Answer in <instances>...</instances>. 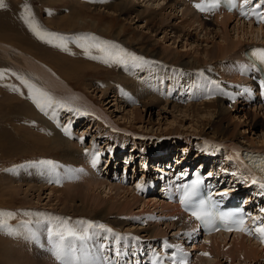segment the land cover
Here are the masks:
<instances>
[{"label":"bare ground","instance_id":"6f19581e","mask_svg":"<svg viewBox=\"0 0 264 264\" xmlns=\"http://www.w3.org/2000/svg\"><path fill=\"white\" fill-rule=\"evenodd\" d=\"M80 1L88 6V11H93V9L96 11H106L107 14H116L124 17L128 21L137 20V22H141V24L143 23V26H145V29L147 30V35L139 33V36H141L140 38L128 37L124 28L117 29L112 36L124 45L127 44L135 46L134 48L144 55H151L154 61H163V66L161 67L159 66V63L157 64L156 62H152L151 60L149 61L144 58L142 61L138 62H135L130 58H126V63H119L118 78L114 80L112 78H107L110 82L103 81L102 83L104 84L102 86L104 87L99 85L102 87L100 94L102 97H99V100L101 101L99 102L103 103L104 106L106 105V110L102 107L99 112L94 108L95 105H97V108L99 106L94 100V94L97 88L94 90L83 89L77 85L78 83L67 79L58 65H52V63H57V58L59 56L57 53L51 54V52H47L46 50V52L42 51L43 55L51 54L53 61H50L49 59H33L26 56L19 50L16 51L13 49L11 51L9 48H12V46L10 44L3 43V53H5V55L10 59L15 60L13 63H15L19 69L22 70V66L24 65L30 73H22V75L14 73L13 75H10L13 79H17L20 84L16 83L18 91L10 93L13 94L12 98L6 97L7 100L5 103L7 105L5 110L3 107H0V111L4 110L5 114H7V120H9V141L6 140L3 144L0 143L1 149L5 150L6 147V151L10 152V156L16 157V155L22 153H31L33 147L38 146L40 148V154L43 153L47 156L49 149L51 147H56V150L58 151L56 154L60 158L57 157L58 160L53 161V166H59L61 162L67 163V168L62 171V176L60 177L57 172L49 169L51 165L49 166V164L41 163L42 161H51L53 158H46L45 160H42L44 158H40L35 163H19L16 166L10 167V170L4 172L3 178L9 185V191L14 194L23 195L26 199L30 197L31 199L37 200L40 204L42 203L41 205L52 206V208L50 207L49 209H46L50 210V212L48 211L49 213H47L48 219L42 217L38 219L37 217L38 220L34 222H31L30 220L29 222L20 221L17 225H14L12 231L15 233L16 264H61V261L56 259L53 252V240L56 238L53 237L50 239L48 232L49 229L59 230L65 224L75 230L78 234L85 236L84 240H72L69 238L65 241L66 245L69 241H71L72 246L75 249V256L78 258V264H98L100 260L98 255L95 253H97V247H99V245L103 242L107 243V247H109L108 250H112L113 246H108L109 243L113 244L119 239L122 240L125 237L129 238V236H134L135 238L141 240L144 244H147V242H155V237L153 236L162 234L161 237H163L170 229L172 231L174 230V235H178V237L169 236V240L175 242L181 239L180 241H182L184 237L181 238L179 234L184 235V231L188 230L191 225L188 216L181 212L176 205L166 202L165 198H159L157 193L159 192L158 190L160 186L158 185L156 187L157 189L155 191L153 190V194H150V197L144 202L142 200L140 201L137 197L132 200V198L135 197V194H137L134 188L132 187L133 189H128L129 187L123 185L120 180L117 181V184H121V186H123L122 188L120 186H116L117 184H114L112 181L105 183L104 181L99 180V178L108 179V177H105L107 173H104L101 177L96 178L97 175L99 176L100 172L98 167L95 166V164H97V160L100 159L101 154V151L98 152L97 150V146L99 147V145H94L93 143L92 146L96 148L93 150L92 147V153L94 154L92 157L91 154L88 155L91 151L88 149L89 146H79V148L78 144L74 141V136L77 134L74 131V126L78 121L77 115L81 109L90 108V113L93 114H87L85 117L86 119L88 118L87 122L79 124V126L82 124L79 129L85 128L81 131L82 135H85L86 128H88L89 125H91L89 128L93 129V127L97 124L96 130L98 138L107 136L117 143H122V145L117 144L118 146L113 151L111 150V144L107 142L108 138L104 141V143H102L103 148H106L107 146L106 149L110 150L109 154L113 155L106 161L107 165L110 166V171H113L114 164H119L118 162L122 160L121 163L123 162V164L126 165L124 171L121 172L122 176H124V173L134 176V171L142 170V173L139 176H142L143 174L144 177L149 176L148 180L151 179L150 181L152 182V178H150L151 169H160V172L166 170L167 173H175L180 167H183L184 164L187 165L186 163L190 164L194 162L195 164L193 166L199 170L209 173L208 175H210V178L217 182V189L219 191H224L225 195L229 194V196H238L239 194H242L243 199L247 203H254L261 197L263 198V193L255 191L254 188L249 185V182L254 180L253 172H251L241 160L244 150L264 151V144H256L255 141L245 135L247 132L246 129L242 130L241 128L261 127L264 130V118L258 113L262 111L264 115V108L256 105L252 108L245 98L240 95L242 85H248L249 81L246 77L248 83L240 84L244 78L239 68L240 66H247L244 64V55L246 52L253 53L256 49H260L261 44H264V29L262 27L248 24L242 19H237L236 26L233 28L237 34L235 36L233 35L234 33L231 34V27H229L236 19L233 14L221 8L218 10L219 13H216L220 14V16H208L209 11H204V14L199 16V14L191 7L192 5L195 6V0L191 1V5L186 0H162V2H159L161 0H152L150 3H146L149 0ZM180 1L183 2L181 6H185L182 9V20L179 23H173L172 25V17L177 13V10L181 8V6L179 7L181 4ZM184 3H187L188 5H185ZM59 19H67L68 22L72 23L71 20L73 18L62 17ZM46 22L49 21L47 20ZM76 22L79 23V27L84 26V21L81 17L78 18ZM94 22L96 23V21ZM39 23L43 25L44 29H51L52 27L48 23H44L42 20H39ZM93 26H95L94 23ZM61 27L63 30H66V26L61 25L60 28ZM193 29L195 31L199 30L200 33L204 34V36L201 38L197 32L196 34H194L195 32L192 33ZM103 31L108 33L109 29H103ZM257 32L263 33V37L260 42H256V37H254ZM160 33H162V37L159 36ZM171 33L173 34L170 35ZM158 36L161 40H163L162 48H159L158 46L160 42L159 39L158 41L157 39H154L155 37L158 38ZM148 38L152 39L149 40ZM170 40H173L172 44H176L178 42L182 43L183 48H187L186 52L184 51V53H182V51H178L177 47L173 49L169 46H165L166 44L164 45V43ZM179 45L180 44L177 46L179 47ZM188 47H190L189 50ZM232 59L237 62L231 61ZM227 61L228 66H225V68L223 67L222 73H220L221 71L219 72L215 70V65L218 66ZM99 65L100 64L95 63L94 66L90 64L89 67H97L92 71L98 73ZM255 67L252 68L254 69ZM197 70L199 71L197 72ZM112 71L115 70L112 69ZM26 76L28 79L32 78V81L26 79ZM225 76L227 77L225 78ZM176 78L183 80V85H191L192 82L195 81L192 97L202 99L204 96L211 95L210 100H203L204 102L193 104V101L199 100L196 99L189 101L186 104L185 99L183 98L184 102L182 103L180 100L183 92L189 89V86L186 89H180L179 87L174 89L164 88V81L166 83L171 82V85L173 86L175 85L174 80ZM161 79L165 80L161 81ZM180 79H178V81ZM257 80L258 78L254 81L252 80L253 84H255ZM25 81L28 83H25ZM144 84H150L149 88L144 89ZM29 85L34 86L35 89H40L48 93L54 100L66 105V107H60L58 104H53L52 106L45 107L42 110L32 99L34 88ZM159 86H163V88H160L166 92L165 96L168 98L173 97L172 102L162 101L151 94V91H156ZM12 87L14 86L6 83V88L12 89ZM129 88H132V90L133 88L137 89V91L135 90L136 93L140 94L137 95V97L140 98L138 101L142 102L144 99L141 109L135 108L133 110H128L130 111L128 115L122 114L120 116V119H124V122H129V117H132L129 122L131 124L129 128L131 129L121 127L118 124L120 121L110 117V114H108V110H110L111 106L113 107L114 104L121 103L122 106L124 103L128 102L126 95ZM98 89L100 88L98 87ZM169 90L180 91L178 94L176 92L175 94L171 93L172 95L170 96L167 95ZM111 91H113V98H111L110 95L107 96L108 93H111ZM146 93H148V95ZM145 99L147 100L145 101ZM128 104H130V102H128ZM160 107L165 112L171 108L173 109V113L179 112V114L184 116V119H186L189 115L193 116L192 122L188 121L190 127H187L186 129H190L192 131V135H190V137H186V139H180L186 143L182 147H189L191 145L193 153L190 151L185 152L184 149H181V154L178 152L175 156H172L170 153L169 159L162 163L160 161L161 157H157L158 159H155L156 162L154 163L150 162L148 158L153 154L139 155L140 150L138 148L140 145L138 146V140H136L135 136L143 137L146 134L149 135V133H138L133 129V127L135 128V125H138V123H145V116H143L144 113L147 115L150 114L149 116H151L153 114V110ZM77 109L79 110L78 112L75 111ZM125 109L126 108L123 109V112ZM158 111V116H160L161 110L159 109ZM63 117H65L64 120L62 119ZM100 118L104 121H100ZM168 119L170 118H167V120ZM134 121L137 123H134ZM169 121H178V117L175 116V120ZM107 123L114 127L109 126V128L100 132V129L103 128L105 124L107 125ZM148 123L152 124L151 120H148ZM160 123L161 122H159V124ZM172 125L173 123L170 124L169 128L165 127L167 129L163 131V129L160 130V127H162L160 124V135L159 132H154L153 127L150 128V132L159 135L157 138H160V136L164 134H172L173 132H176L178 129L177 125L176 127L174 125V127H172ZM116 126L121 130L123 129L122 131L133 134V139H131V137H124L125 134L115 132L114 128ZM89 128L87 129L88 131ZM65 129H67V131H65ZM146 129L149 130V128ZM96 130L93 131L95 135ZM141 130L145 131L143 128ZM93 133L90 130L88 134L93 137ZM191 137L197 138L196 142L195 140L193 142ZM120 138L121 142H119ZM28 140H31L30 144L26 143ZM180 140L178 139V143ZM201 140L204 141V144H201L203 143ZM261 141H263V138ZM209 142L216 144L214 146L222 147L226 152H224L222 148H215V151H212L213 146ZM128 143L130 145L126 147L125 145H128ZM122 148H125L127 151H122ZM148 149L151 148L148 147ZM167 153L169 154V152ZM210 154L212 156H209ZM226 155L233 160L232 163L230 161H226ZM135 157L137 159H135ZM215 159L223 160L221 163L224 164V161L227 162L226 167L222 169L224 171L229 166L228 176L223 175V172L217 169L219 165H221L220 163L218 166L214 165L210 169L206 167L209 162H212ZM81 162H85L87 164L89 168L88 172L90 173L89 178L87 177L88 175H85L84 170L80 173L81 169L72 167L73 164ZM149 163H151V166ZM164 165H169V167L167 168ZM162 166L165 168H162ZM133 168L136 169L132 170ZM73 174L74 177L71 178V175ZM82 175L85 176L84 179L81 178ZM122 176L120 177L121 179ZM153 177L155 179V176ZM234 177L237 179L241 178V180H237V183H234L236 180ZM78 178L82 179H79L81 182L79 180V182L77 181ZM231 178L233 179L231 180ZM174 180L178 181V178H175ZM261 180L262 178L258 179V181ZM62 182H64V185ZM61 184L62 187H57ZM107 186L110 187L109 192L106 193L105 188L107 189ZM142 186L143 185H141L140 188L137 187L138 191L140 189L149 190L148 184L143 187ZM248 186L250 188L252 187V190L251 192L246 193L243 189ZM103 187L105 191L102 190ZM114 190L115 193L111 194ZM45 191H49V202H46L45 200L48 194L43 198ZM101 191L103 193H101ZM3 192H7L6 194L8 195V191L6 189H3ZM130 192L134 193V195L131 193L130 199L119 203V205L116 203L117 195L122 193L123 196H125ZM102 194L105 196H102ZM51 196L53 198H51ZM139 202L142 203V211L149 210L151 202H153L154 206L161 209V214H166L163 215L166 217H162V219H164V223H166L168 230L158 231L159 226L152 227L150 221H148L147 226L144 227L146 223L138 220L139 224H143V227L137 228L138 226H136L135 231L131 232V234L128 233L129 231L124 234H118L120 230H124L122 225H127V227L130 225L131 220H133V216L130 217V211H132V207ZM39 208L40 207H36V210L33 212H39ZM253 208L256 209L257 207ZM122 215H124V218ZM145 218L152 219L153 215H147ZM89 222L92 225L91 227L89 226ZM99 225H106L103 227L104 229L109 228L118 231L114 234L108 235L103 228L96 227ZM139 229L142 230L141 233H139ZM131 230L134 229L131 228ZM11 235L12 233L10 232V236H2V238L5 239L3 240L4 246H6V243L8 244L11 241L9 240ZM95 238L97 239L95 240ZM100 238H104V241L98 242ZM86 240H88V242L92 245H88ZM202 240L203 241L200 242H196L195 240V242L192 243L195 244L196 249H204V251H208L210 254L214 253L217 256H223L226 259H230L231 262L236 259L244 261L246 258H249L250 261L260 260L261 263L263 262V260H261L263 259L261 256L262 254L259 253V249L261 248L262 251H264V247L252 237L241 234L232 235L228 233H218L209 238H203ZM228 241H230V245L226 247L224 242ZM133 245L136 246L137 244ZM116 247L117 246L115 244V248ZM126 247L129 246H125V248ZM119 249L121 250V248ZM5 251L6 250L4 249V252ZM137 251V248L131 249L129 255L131 253L135 256ZM260 262H258V264H260Z\"/></svg>","mask_w":264,"mask_h":264},{"label":"rangeland","instance_id":"374dc122","mask_svg":"<svg viewBox=\"0 0 264 264\" xmlns=\"http://www.w3.org/2000/svg\"><path fill=\"white\" fill-rule=\"evenodd\" d=\"M150 1H152V0H149L146 3H150ZM2 2L6 6L0 7V70H7V71H4L2 78H0V103H1L0 107L1 108L3 107L4 110H5V107L7 105L5 103L7 100L6 97L12 98L13 94H10V93H15V91H18V88H16V83L20 84V82L17 81V79L16 80L13 79L10 75L11 74L13 75L14 73L22 75V73L25 74V73H30V72H28L27 68L24 65L22 66L23 71L21 69H19L17 67V65L15 63H13L15 60L10 59L8 56L5 55V53H3V43L10 44L12 46V48L11 47L9 48L11 51L13 49L16 51L19 50L22 53H24L26 56L31 57L33 59H44V60L49 59L50 61H53L51 54L57 53L59 55L57 58V63L56 64L52 63V65H54V66L58 65L60 67V70L63 71V74L67 79L78 83L77 85L80 86V88L82 87L83 89H93L94 90L95 88H97L95 91V94H94L95 95L94 100H95V102H97V104L99 106L97 108V105H95L94 108L97 109L99 112L101 111L102 107L104 110H106V105L104 106V104L100 103L101 101L99 100V97H102V95L100 96L101 88L104 87V86H102L104 84L102 82L103 81L110 82L108 80L109 78L110 79L112 78L113 80L117 79L118 75H119L118 71H119L120 65H119V63H115V62H111V61L108 63H105L104 60H102V59H93L92 57H94V56L104 55V53H102L100 51V48L96 47L97 44H99L102 47H109V48H111L112 46H119V48L125 49L128 53L135 54L136 56L142 57V58L149 60V61L151 60L152 62H156L157 64L159 63V66H161V67L163 66V61H159V60H158V62L154 61L151 55H144L143 53H141L137 49H135L134 48L135 46H130L127 44L124 45L123 43L119 42L115 37L112 36V34L119 28H124L126 35L128 37L140 38L141 36H139V33L147 35V33H146L147 30L145 29V26H143L144 24L143 23L141 24V22H137V20H129L128 21L122 16H119L116 14L115 15L107 14L106 11H96L95 9H93V11H88V8H87L88 6L83 4L80 0H2ZM159 2H162V0ZM180 3L181 4L179 5V7L182 5L183 2L180 1ZM25 4H27L30 7V12L33 15L35 21L38 23L40 29H42L43 31H45L47 33L59 34V36L64 37L65 39L62 42L59 40H56L53 43L47 42V39H45V40L40 39L31 30V28H29L28 24L23 19V16L25 15L23 6ZM185 5H188V4L186 3ZM184 7L185 6H181V8H179L177 10V13L172 17V23H171L172 25H173V23H179L182 20V17H181L182 16V9ZM195 11L197 12L196 8H195ZM36 16H38V17H36ZM62 17L73 18L71 20L72 23L68 22L67 19H65V20L59 19ZM80 17L84 21V24H83L84 26H82V27L81 26L79 27L78 26L79 23L76 22V20ZM235 18H236L235 21H233V23L229 27H231L230 28L231 34L234 33L233 35L236 36L237 34L233 30V28H235L236 23H237L236 21H237V19H240V17H235ZM39 20H42L44 23H48L50 26H52L51 29H46V28L44 29L43 25L41 23H39ZM47 20L49 22H46ZM242 20L244 21V19H242ZM94 21H96V23ZM93 23L95 24V26H93ZM196 24H198V23H196ZM61 25L66 26V30H63L62 27L60 28ZM70 28H73V29H70ZM103 29H109V32L105 33L103 31ZM196 32H197V34H199L201 36V38L204 36V34L200 33L199 30L195 31L193 29L192 33L196 34ZM172 34L173 33H171L170 35H172ZM159 36L162 37V33H160ZM159 36H158V38L155 37L154 39H157V41L159 39L160 42H159L158 46H159V48H162L163 47V40H161ZM254 37H256V42L257 41L260 42L262 40L263 33L257 32ZM246 38H247V35H246ZM148 39L151 40L152 38H148ZM61 43H63V45H65V46H61ZM72 43H74V44H72ZM172 43H173V40H170L168 42H165L164 45L166 44L165 46H169L173 49L177 47V50L182 51V53H184V51L186 52L187 48H185V47L183 48L182 43H179V42L176 44H172ZM178 44H180L179 47L177 46ZM174 45H175V47H174ZM156 48H158V47H156ZM189 49H190V47H188V50ZM45 50L47 52H51V54H46V55L44 54L43 55L42 51L46 52ZM52 51H54V52H52ZM56 51H58V52L61 51V52L58 53ZM63 51H66V52H63ZM142 60L143 59L134 60V61L138 62V61H142ZM231 61L237 62L234 59H232ZM231 61H229V62H231ZM95 63L100 64L98 66V70H99L98 73H96L95 71H92L94 68H97V67H89L90 64L94 66ZM145 63H147V62H145ZM225 66H228V61L223 62V64H220L218 66L215 65V70H217L219 72L221 71L220 73H222L223 67L225 68ZM111 68L114 69L115 71H112ZM198 71L199 70H197V72ZM226 77L227 76H225V78ZM243 78H244L243 83H240V84H244V83L247 84L248 81L246 79V76L243 75ZM26 79H28L27 76H26ZM30 79H28V80L32 81V78H30ZM176 79L174 80L175 81L174 82L175 85H173L174 87L171 85V82L166 83L164 81L165 79H161V81H164L165 86L164 85L163 86L166 89H168V88L174 89L176 87H179L180 89H182V88L186 89L187 85L186 84L183 85L184 84L183 80H181L180 78H176ZM178 79H180V80L178 81ZM227 79H229V78H227ZM6 83H8L9 85L14 86V87H12V89L6 88ZM179 83H180V85H179ZM99 85L102 87H100ZM149 85L150 84H146V85L144 84V86L146 87V88L144 87V89L149 88ZM163 86H159L158 89H162ZM170 86H172V87H170ZM98 87L100 89H98ZM142 87H143V85H142ZM160 87H162V88H160ZM135 90L137 91V89L133 88V90H132V88H129V90L127 92L126 99L128 102H130V104H128V102L124 103L122 106H121V103L114 104L113 107L111 106L110 110L107 109L109 112L108 114H110L109 115L110 117H113L117 121H120V123H118V124L121 127L129 128V126H131V124L129 122L132 119V117L130 116L129 122H126V121L124 122V119L123 120L120 119V116L122 114L128 115V113L130 112L128 110H133L135 108H140V109L142 108V102L144 101V99L142 102L138 101L140 98L137 97V95H140V94L136 93ZM159 91H161V90H159ZM179 91L180 90H178L176 93L178 94ZM112 92L113 91H111V93H108L107 96L110 95L111 98H113ZM151 92H152L151 94H153L154 96H156L157 98H159L162 101H165V102L166 101H169V102L173 101L172 97L168 98L167 96H165L166 92H165V95L160 93V92L158 93L157 91H151ZM146 94L148 95V93H146ZM210 96L211 95H207V96H204L202 99L193 101V104H196L199 102H204L205 100H210ZM146 100L147 99H145V101ZM180 101L183 103V100H180ZM115 102H117V101H115ZM171 106H173V105H171ZM124 108H126L125 109L126 112L125 111L123 112ZM252 108H254V107H252ZM159 109L161 110V114H160L161 117L158 116V113H157V112H159L158 111ZM4 110L0 111V143H2V144L4 142H6V140L9 141V136H8L9 120H7V114H5ZM83 110H85L86 112ZM154 110H153V114L151 115L152 117L149 116L150 114L147 115L146 113H144V115H143V116H145V123L144 124H141V123H138V125L134 124L135 128L133 127V129L136 132H138V133H140V132L149 133V135L146 134L143 137L134 135L136 137V140H138L137 141L138 146L140 145L138 148L140 150L139 155L153 154V155H150L148 160H150V162L154 163V162H156L155 159H158L157 157H161L160 161L162 163L164 161H167V159H169L170 153L172 154V156H175L178 152L181 154V149H184L185 152L190 151L191 153H193V151L191 149V145L189 147L188 146L182 147L186 143H184L183 141L180 140V139L183 140L184 138L186 139V137H190V135H192L191 134L192 131L190 129L189 130H186V129H187V127H190L189 122H192L193 116L189 115V116H187L186 119H184L183 118L184 116L179 114V112L173 113V109H171V108H169L168 111H166V112L163 111L161 109V107L154 109ZM170 110H172V111H170ZM90 112H91V109L88 108V109H81L80 112L78 113V115H77L78 121L76 122V124L74 126V131L77 133L74 136L75 137L74 141H75V143L78 144V147L79 146L80 147L81 146L82 147H84V146L88 147L89 146L88 149H89V151L90 150L91 151L88 155L91 154L92 157L94 155L92 152L96 148V147L92 146L93 143H94V145H96V144L99 145V147L97 146V150H98V152L101 151V154H100V159L97 160V164H95V166L98 167V170L100 172H99V176L97 175L96 178L101 177L104 173H107L105 175V177H108V179L107 178H103V179L99 178V180L104 181L105 183H109L108 181H112V182H114V184L115 183L117 184L118 183L117 181L121 180V182L123 181L122 182L123 185L128 186L129 187L128 189L134 188L135 192L138 194V195L135 194V197H133L132 200H134L137 197L140 199V201L142 200L145 202V200L150 197V194H153L152 193L153 190L149 194L144 195L143 192H141L140 190L138 191V188H140L141 185H139L137 188V182L139 183L140 181H143V183L145 184L146 179H148L149 176L144 177V174L142 176H139V175H141L142 170L134 171L133 172V173H135L134 176L131 174H126V173H124V176H122L121 172L124 171V169L126 168V165H124L123 162L121 163L122 160H120L118 162L119 164L113 165L115 169L119 170L116 173V175H117L116 177L119 180H116V178L114 177V174H115L114 171L113 172L110 171V166H108L106 163V161L108 159H110L113 155L109 154L110 150L106 149L107 146H106V148L105 147L103 148V145H102V143H104V141L108 137L107 136L102 137V138L97 137V130H96L97 124H96V126L93 127V129L89 128V127H91V125H89V127H88L89 131L87 130L88 128H86L85 135H82L81 131L85 128L79 129V127L82 126V124L80 126H79V124L82 122H87L88 118L86 119L85 117L87 116V114H92ZM154 112H156L157 114ZM258 113L260 114L261 117L264 118L262 111L258 112ZM175 116L178 117V121H169V120H175ZM64 118L65 117H63L62 119L64 120ZM167 118H170V119L167 120ZM245 118H247V117H245ZM148 120L149 121L151 120L152 124H149L150 122L148 123ZM100 121H104V120H102L100 118ZM159 122H161L160 124L162 125V127H160V130L161 129H163V131L166 130L167 128H165V127L169 128L171 123H173V125L175 127L177 125L178 129L176 130V132H173L172 134H164V135L160 136V138H157L161 134V132L159 130V125H160ZM134 123H137V122L134 121ZM173 125H172V127H174ZM109 126H111V125L108 123H107V125L105 124L103 126V128L100 129V132H103L106 128H109ZM111 127H114V126H111ZM152 127H153L155 133L159 132V135H156L153 132H150L151 131L150 128H152ZM142 128L145 131H142L141 130ZM146 128H149V130ZM114 129L113 130L115 132L125 134L124 137H127V138L131 137V139H133L132 138L133 134L126 132V131H122L123 129L121 130L117 126ZM129 129H131V128H129ZM241 129L242 130L246 129L247 132L245 135L248 138L255 141L256 144H260V143L264 144V130L261 127H256V128L242 127ZM90 130L92 131V133H93V131L96 130V132H95L96 135L93 133L94 135L92 137L90 134H88L90 132ZM87 131H88V133H87ZM111 131H112V129H111ZM121 138L119 139L120 140L119 142H121ZM262 138H263V141H261ZM178 139L180 140L179 143H178ZM191 139L193 142H194V140L196 142L197 138L191 137ZM93 141H95V142H93ZM198 141H200V140H198ZM201 141L203 142L201 144H204V141L203 140H201ZM107 142H109L111 144V150L112 151L115 150V148L119 144L122 145V143H117L116 141L111 140L110 137L107 139ZM26 143L30 144L31 140L26 141ZM152 143H155V144H152ZM209 143L213 146L212 151H215V148L216 149L222 148V147L214 146L216 144H214L212 142H209ZM206 144H207V142H206ZM34 145H36V144H34ZM129 145L130 144L128 143V145H125V146L128 147ZM92 147H93V150H92ZM148 147L151 149H148ZM150 150H151V152H150ZM223 150H224V152H226L225 149H223ZM122 151H127V150L125 148L124 149L122 148ZM56 152H58L56 150V147H51L49 149L48 155L46 156L43 153L40 154V148L38 146H34L31 153H22V154L16 155V157H13V156H10L9 151H6V147H5V150H3V149H1V146H0V213H9V212L14 213V215L10 216V217L0 215V220H3V219L7 220V225L5 227L0 228V264H16L15 233L12 231L14 228V225H17L18 222H20V221L29 222V220H30L31 222H34V221L40 219L41 217L48 219L47 213H49L50 210H46V209H49L50 207L52 208L51 205L50 206L49 205L48 206L47 205H41L42 203L40 204L39 202H37V200L31 199L30 197H28L26 199V198H24L23 195L14 194L13 192L9 191V189H8L9 185L7 184V182H5L6 180L3 178V174H4V172L10 170L11 169L10 167L16 166L19 163H23V162L35 163L40 158H44L42 160H45L46 158L47 159L53 158V159H51L52 162L54 160H58L57 159L58 155L56 154ZM167 152H169V154ZM209 156H212V155L210 154ZM223 157H224V155H223ZM58 158H60V157H58ZM135 159H137V158L135 157ZM222 161L223 160H221V159H215L212 162H209L206 166H208V168L210 169L212 166H214V165L218 166L220 163L221 165H219V167L217 169L219 171L223 172V175L228 176L229 166L226 168V170L223 171V169L226 167V163H227L226 161H230L232 163L233 160H231V158H229L226 155V161H224L225 164L221 163ZM66 164H67L66 162H61V164L59 166H53V164H49V166L51 165L50 167L48 165H46V166H48L49 169L53 170L54 172H57L58 176L60 177V176H62L61 175L62 171L67 168ZM88 164H90V163H88ZM150 164L151 163H149V165ZM186 164H187L186 166L192 167L195 163L193 162L190 164L189 163H186ZM131 166H133V165H131ZM131 166H130V169H131ZM164 166H162V168H165V167L168 168L169 167V165L168 166L166 165L165 167ZM72 167H75V168L77 167V169H81L80 173L84 170L85 175H88L87 176L88 178L90 177V173L88 172L89 168L85 162L73 164ZM134 169H136V168H133L132 170H134ZM108 171H110V172H108ZM40 173H38V174H40ZM170 174L171 173H169V175H167L166 170H163L160 172V169H151V177L150 178H152V180H153L154 179L153 176L156 175L154 180L156 181V178H157V182L159 183L160 181H162V176H163V178L166 179L167 176H171ZM121 176H122V179L120 178ZM73 177H74V174L71 175V178H73ZM84 177H85L84 175L81 176L82 179H84ZM132 177H137V178L132 180L133 179ZM227 178H229V177H227ZM79 179L80 178H78L77 181ZM82 179H80V180H82ZM232 179L233 178H231V180ZM235 179L236 180L234 183H237V180H241V178H239V179L235 178ZM149 180H151V179H149ZM63 183L64 182H62V184ZM62 184L60 186H57V187H62ZM116 186H120L121 188L123 187V186H121V184H117ZM107 187H108L107 189L105 188L106 191L104 190V187H103V189L102 188L101 189L107 193V192H109L110 186H107ZM244 188H245L244 190L246 193H249L252 190V187L250 188L249 186L244 187ZM3 189H6L8 191V195L6 194L7 192H3ZM151 189H152V186H151ZM1 190H2V192H1ZM160 190H161V194H160ZM254 190L257 192L258 191L261 192V190H259V189L258 190L254 189ZM158 191L159 192L157 193V195L159 196V198H164L162 189L159 188ZM48 192L49 191H45V195L43 196V198L48 194ZM145 192H148V190L146 189ZM101 193H103V192L101 191ZM113 193H115V190H114V192H111V194H113ZM131 193L132 192L128 193L125 196H123L122 193L120 195H117L116 196V203L119 205V203L130 199ZM132 194L134 195V193H132ZM48 196L50 197V195L49 194L47 195V198L45 199L46 202H49L48 200H50V198ZM102 196H105V195L102 194ZM51 198H53V197L51 196ZM150 204H151V206H149L150 208L148 207L150 211L149 210L142 211L143 206H142L141 202L135 204L132 207L133 208L132 211H130V217L133 216V220H131L130 225H128L129 228L127 227V225H125V226L122 225L124 230H120L118 234H124V233H127L128 231H129L128 233L131 234V232L135 231L136 226H138L137 228L143 227V224H139L138 220H141L143 223H146L144 225V227H146L147 222L150 221V224L152 227L159 226L158 231H160V230H163V231L166 230L167 231L168 228L166 226V223H164V219H162V217L163 218L166 217V216H163L166 214L162 215L160 212L161 209L154 206L153 202H151ZM36 207H40L39 208L40 211L39 212L37 211L38 213L36 211L33 212L34 210H36L35 209ZM43 209H45V210H43ZM147 215H151V216L153 215V218L152 219L151 218L146 219L145 217ZM37 217H38V219H37ZM122 217L124 218V215H122ZM128 218H129V216H128ZM26 220H28V221H26ZM104 226H106V225H104ZM96 227L99 228L98 226H96ZM131 228L134 230H131ZM103 230H105L108 235L114 234L115 232L118 231V230H112L109 228H105V229L103 228ZM141 231L142 230L139 229V233H141ZM10 232L12 233L11 237L9 238V240H11V241L8 244L6 243V246H4L3 240H5V239H3L2 236L3 237H6L7 235L10 236ZM120 232H122V233H120ZM166 233L164 234V236H168V237L169 236L172 237L175 234L174 230L172 231L171 229L169 231H167ZM155 235H156V232H155ZM156 236L161 237L162 234L161 235L157 234ZM156 236H153V237L156 238ZM179 236L181 238L184 237V235H182V234H179ZM175 237H178V235H176ZM134 238H135L134 236H129L128 239L130 240V242L128 244H131L133 242L132 239H134ZM96 239L97 238H95V240ZM103 241H104V238H100L98 240V242H103ZM200 241H203V240H200ZM86 242L88 245H92L90 242H88V240H86ZM224 243H225L226 247H228L230 245V241L224 242ZM102 244L104 246H107V243H105V242H103ZM128 244L123 243L122 245L125 247V246H129ZM135 244H139V243H135ZM110 245H113L115 248V244L109 243L108 246H110ZM134 246L135 245H132V247H134ZM3 248L6 250L5 252H4ZM126 248L130 249V247H126ZM190 248L192 250V251L190 250V253L193 254V252L195 251L193 258L191 259L192 260L191 264H215V263H217V264H219V263L220 264H256L257 263L258 264V262H260V260L259 261L258 260L257 261H254V260L250 261L249 258H246V259H244V261H242L240 259H236L235 261H233L234 262L233 263V262H231L230 259H226L223 256H221V257L217 256L214 253L210 254V252L204 251V249H202L203 250L202 253L196 254V252H198L200 250L195 248V244L190 245ZM132 249H134V248H132ZM112 250H113V247H112ZM203 253H207L208 255H203ZM259 253L262 254L261 256L263 258V259H261V260H263V262L262 263L260 262V264H264V255H263L264 251H262L261 248L259 249ZM95 254H97V253H95Z\"/></svg>","mask_w":264,"mask_h":264},{"label":"snow or ice","instance_id":"6c2138e0","mask_svg":"<svg viewBox=\"0 0 264 264\" xmlns=\"http://www.w3.org/2000/svg\"><path fill=\"white\" fill-rule=\"evenodd\" d=\"M251 0H244L245 4L250 3ZM6 5L3 4L2 0H0V7H5ZM217 4H204V3H197L195 4V7L199 9L201 12L206 10H211L212 8H215ZM235 6V5H233ZM259 6V5H257ZM24 12L25 15L23 16L24 21L28 24L29 28L42 40L47 39V42L53 43L56 40L63 41L65 38L59 36V34L55 33H47L40 29L38 23L35 21L33 15L30 12V7L25 4L24 6ZM61 46L63 43H61ZM96 47L100 48V51L104 53L102 56H94L93 59H102L105 63L108 62H115V63H126V58H130L132 60H141L142 57H138L135 54L128 53L125 49L119 48V46H112L109 47H102L99 44L96 45ZM252 55L259 61L264 62V49H256ZM4 71L7 70H0V78H2ZM25 83H28L25 81ZM262 84H264V81H262ZM30 87L34 88V93L32 99L37 103V105L43 110L45 107H50L53 104H58L60 107H66V105L60 103L59 101L54 100L48 93L40 90L35 89L34 86L29 85ZM72 110V109H69ZM75 111H79L78 109ZM67 131V129H65ZM95 162V161H94ZM41 163L44 164H52V161H42ZM261 170L264 171V166H261ZM256 181L254 180L253 183ZM191 194L189 193L185 197V202H187L190 199ZM2 216H13L14 213H0ZM192 215L198 219V220H205L208 216V213H206L203 210V203H201L198 206V210H194L192 212ZM221 219H226V216L220 217ZM59 219V218H57ZM259 219V218H257ZM83 223V222H80ZM239 227L236 230H244V231H251L250 229L244 228V221H234ZM7 225V220L3 219L0 220V228L5 227ZM89 226L91 227V223L89 222ZM98 227L103 228L104 225H99ZM231 230V229H230ZM110 231V230H109ZM256 232H258L262 238H264V223H261L256 229ZM49 238L55 237L56 239L53 240V252L57 260L61 261V264H78V258L75 256V249L72 246L71 241L66 245L65 241L71 238L72 240L79 239L84 240L85 236L78 234L75 230H73L71 227H68L66 224L60 228L59 230H52L49 229ZM203 255H208L207 253H203ZM175 264V261H174ZM180 264H186V261L182 260L180 261Z\"/></svg>","mask_w":264,"mask_h":264}]
</instances>
